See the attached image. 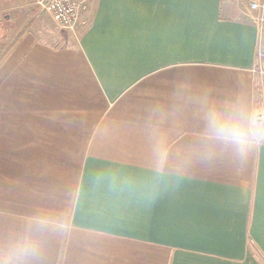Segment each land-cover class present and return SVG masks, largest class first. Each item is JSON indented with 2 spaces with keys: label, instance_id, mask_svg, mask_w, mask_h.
<instances>
[{
  "label": "crops",
  "instance_id": "crops-1",
  "mask_svg": "<svg viewBox=\"0 0 264 264\" xmlns=\"http://www.w3.org/2000/svg\"><path fill=\"white\" fill-rule=\"evenodd\" d=\"M0 12V76L46 77L65 110L2 116L28 126L0 132V264H264V25L90 0L55 46L36 0Z\"/></svg>",
  "mask_w": 264,
  "mask_h": 264
},
{
  "label": "rangeland",
  "instance_id": "rangeland-1",
  "mask_svg": "<svg viewBox=\"0 0 264 264\" xmlns=\"http://www.w3.org/2000/svg\"><path fill=\"white\" fill-rule=\"evenodd\" d=\"M233 1H234V5L237 8V10L240 11L241 13L244 12L243 14L244 18L251 20L249 18V11L246 9L244 1L243 0H233ZM2 13L3 12H0V19L2 18ZM46 13L49 17V20L50 19L52 20L51 15L48 12ZM53 25L57 31H54L52 35L49 34V35L43 36L42 38H40V40L37 38V40L40 43L49 44L50 42L52 45H55V46L59 45V39L61 38H59L60 34L58 31L62 32L64 30L58 27L55 24V22L53 23ZM49 37H54L56 42L53 40H50L51 38ZM9 40L10 39L5 40L6 42H4L3 45L0 44V57L5 55L9 51L8 48H11L10 46L12 44V40L10 41ZM2 47H5L3 51H2ZM39 61H40V64H43L42 60H39ZM259 65H261V63ZM1 77L2 76H0V78ZM45 78L46 77H43V76H39V77L13 76L11 73H9V74H5V76L0 79V132L3 130L6 131L8 129V128L3 129V127L5 126L12 127L15 125V127H18L20 125L21 128L28 126V123L25 122V120H23L25 124H23L22 122H18V123L3 125L1 122L2 116H6L7 114L16 115L19 118L18 120H20V119H23V117L37 115V114H61V112L63 113L65 112L63 108H59V107H54L51 110L49 109V103L50 102L54 103V100H55L54 95L55 94L59 95L60 93L59 92L54 93L51 91L44 92L43 83H44ZM37 80H39L40 82H37ZM33 81H36V84H34ZM13 88L15 89L13 90ZM8 103L10 105H13V107L6 108V105ZM28 105H31V106L28 107ZM22 130H25V129H20V131ZM15 246L16 244H13V247Z\"/></svg>",
  "mask_w": 264,
  "mask_h": 264
},
{
  "label": "built area",
  "instance_id": "built-area-1",
  "mask_svg": "<svg viewBox=\"0 0 264 264\" xmlns=\"http://www.w3.org/2000/svg\"><path fill=\"white\" fill-rule=\"evenodd\" d=\"M249 11V18L258 26L264 25V0H243ZM90 0H36L39 11L48 12L55 24L71 33H75L81 17L89 8ZM263 73L261 65L254 69Z\"/></svg>",
  "mask_w": 264,
  "mask_h": 264
}]
</instances>
